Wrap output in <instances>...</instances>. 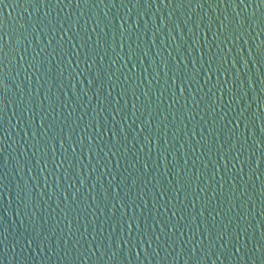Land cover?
Here are the masks:
<instances>
[{
	"label": "water",
	"instance_id": "95a60500",
	"mask_svg": "<svg viewBox=\"0 0 264 264\" xmlns=\"http://www.w3.org/2000/svg\"><path fill=\"white\" fill-rule=\"evenodd\" d=\"M0 264H264V0H0Z\"/></svg>",
	"mask_w": 264,
	"mask_h": 264
}]
</instances>
